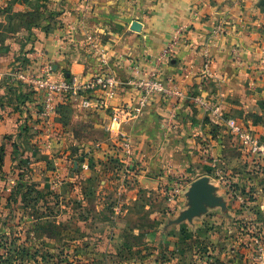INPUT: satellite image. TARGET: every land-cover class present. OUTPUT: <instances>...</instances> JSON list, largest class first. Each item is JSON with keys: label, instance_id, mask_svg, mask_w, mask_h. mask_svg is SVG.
<instances>
[{"label": "crops", "instance_id": "crops-1", "mask_svg": "<svg viewBox=\"0 0 264 264\" xmlns=\"http://www.w3.org/2000/svg\"><path fill=\"white\" fill-rule=\"evenodd\" d=\"M2 1L21 11L39 6L42 1L45 6L39 25L21 29L17 41H6L7 48L0 49L1 73L7 74L15 65L37 72L47 61L55 76L86 78L109 73L118 79L120 85L106 108L82 105L84 97L90 98V103L98 98V92L93 91L84 96L65 95L57 104L66 105L64 109L70 110L73 121L100 126L102 139L85 146L92 156L85 166L93 169L92 162L98 157L109 165L112 159L120 157L124 171L119 173L135 180L134 198L140 190L150 197H161L159 180L165 175L172 176L171 181L176 175L181 177L177 179L187 191L192 181L209 176V169L218 171V163L233 164L240 160L234 153L238 146L235 137L228 133L223 122L210 118L206 109L194 102L193 96L219 102L226 117L245 118L251 130L264 133V0ZM28 15L30 21L31 14ZM133 21L140 24L138 31L131 29ZM180 25L184 30L175 53L167 63H160L157 59L160 51ZM7 30H11L10 27ZM36 50L43 56H37ZM207 61L210 64L206 72L203 67ZM156 66L162 78H171V85L177 87L181 95L154 94L140 115L125 120L121 115L119 126H112L113 131L107 130L111 108H126L137 97V91L128 81L137 71L140 74ZM5 78H0V136L16 134L23 117L29 114L33 120L36 116L40 119L42 100L39 91L20 81L21 90L28 89L33 94L23 97L25 109L14 108L17 101L22 103L17 97L19 90L16 96L9 92L3 99L6 88L9 89ZM126 139L132 149L127 160L121 145ZM57 164L64 173L67 161L58 158ZM127 165L128 170H125ZM229 172L218 171L213 180L223 188L227 178L241 181ZM89 174L86 171L83 175ZM212 184L214 194L219 196V185ZM224 193L228 198L234 194L227 188ZM179 199L176 204L171 203L175 207L171 206L172 212L180 208ZM215 207H207L206 212L217 209ZM226 207L220 208V212H228L232 217L240 213ZM221 213L220 219L223 218ZM221 221L214 224L219 225ZM195 223L192 218L190 227ZM222 224L227 225V239L220 238L219 234L212 236L216 247H211L210 256L203 255L199 264H204V259L208 260L207 264H264L263 250L254 255L250 251L254 236L241 232L254 225L244 221H222Z\"/></svg>", "mask_w": 264, "mask_h": 264}, {"label": "rangeland", "instance_id": "rangeland-1", "mask_svg": "<svg viewBox=\"0 0 264 264\" xmlns=\"http://www.w3.org/2000/svg\"><path fill=\"white\" fill-rule=\"evenodd\" d=\"M38 5L21 11L0 0V49L7 48L6 41H17L21 29L40 24L45 5L43 1ZM193 7L196 11L195 4ZM15 69L16 65L7 74L0 72L6 77L5 86H9L2 97L9 92L16 96L19 90L17 97L22 103L17 101L14 108L25 109L23 97L33 91L21 90L23 85L12 75ZM193 99L198 103L201 98ZM205 107L211 118L209 105ZM233 118L264 143L263 132L251 130L245 118ZM101 139L100 126L73 121L69 109L45 122L37 116L33 120L29 114L23 117L16 134L0 136V264H199L198 260L203 255L209 257V250L215 246L212 236L227 239V225L222 221L254 225L241 232L254 236L253 255L264 252V155L247 152L236 138L234 153L240 160L218 163V171L230 170L229 175L241 181L227 178L230 183L223 188L213 180L218 171L209 169V176H204L213 187L212 183L219 185L224 206L193 216L196 223L190 227L192 218L177 221L188 208V190L180 186L181 177L176 175V181H171L170 175L161 178V197H150L140 190L134 198L135 180L119 173L124 171L120 157L112 159L110 165L98 157L92 162L93 169L85 166L92 159L86 144ZM58 158L67 161L64 173ZM86 171L90 174L84 176ZM108 174L116 177L106 179ZM226 188L235 195L228 198ZM178 198L180 208L172 212ZM226 206L240 213L233 217L223 210L221 213L220 208ZM214 216L222 220L221 224H214Z\"/></svg>", "mask_w": 264, "mask_h": 264}, {"label": "built area", "instance_id": "built-area-1", "mask_svg": "<svg viewBox=\"0 0 264 264\" xmlns=\"http://www.w3.org/2000/svg\"><path fill=\"white\" fill-rule=\"evenodd\" d=\"M183 30L184 28L182 25L175 28L172 38L162 48L157 57L160 63H167L173 56L183 34ZM35 53L37 56H43L41 51L36 50ZM209 64V61L204 64L203 69L206 72L209 69ZM158 66L151 70L143 71L140 74H137V71L134 78L128 81L129 85L137 91V97L135 101L127 105L126 108H111L110 124L106 126L107 130L113 131L112 126H119L122 121L121 115L124 120L140 115L149 105L154 94L181 95L180 90L171 85L172 80L170 77L162 78L160 76ZM12 75L21 82L32 86V88L42 94L39 114L44 122L49 121V119L56 114L58 100L65 95L84 96L90 91L98 92V98L94 99L92 103H90V98L84 97L82 105L90 108H106L109 106V101L115 97L120 85L118 79L113 74L109 73H101L86 78H81L77 75L55 76L52 72L51 64L47 61L40 66L37 72L17 68ZM198 101L205 109V106L209 105L211 118L215 119L218 123L223 122L228 133L235 137V139L237 138L238 143L241 144L247 152L252 155L256 154V156L264 155V143L246 130L237 119L233 117L223 118L224 113L217 101L214 104L203 99H199ZM121 145L124 159L127 160L132 152L130 141L126 139L122 141Z\"/></svg>", "mask_w": 264, "mask_h": 264}, {"label": "water", "instance_id": "water-1", "mask_svg": "<svg viewBox=\"0 0 264 264\" xmlns=\"http://www.w3.org/2000/svg\"><path fill=\"white\" fill-rule=\"evenodd\" d=\"M140 24L133 21L131 29L138 31ZM214 187L209 184L207 176H201L191 182L187 191L188 208L180 213L178 220L188 219L205 212L207 207L224 206L222 198L214 194Z\"/></svg>", "mask_w": 264, "mask_h": 264}, {"label": "trees", "instance_id": "trees-1", "mask_svg": "<svg viewBox=\"0 0 264 264\" xmlns=\"http://www.w3.org/2000/svg\"><path fill=\"white\" fill-rule=\"evenodd\" d=\"M65 106L66 105H64V104H57L56 113H61L64 110ZM0 160H2L1 156H0Z\"/></svg>", "mask_w": 264, "mask_h": 264}]
</instances>
